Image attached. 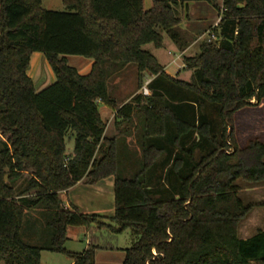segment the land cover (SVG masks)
Returning <instances> with one entry per match:
<instances>
[{
  "label": "trees",
  "instance_id": "16d2710c",
  "mask_svg": "<svg viewBox=\"0 0 264 264\" xmlns=\"http://www.w3.org/2000/svg\"><path fill=\"white\" fill-rule=\"evenodd\" d=\"M186 1L223 16L217 41L183 57L190 82L166 74L144 49H162V33L181 52L189 47L177 10L184 0H151L148 11L144 0H62L66 12L44 10L42 0H0V263L41 264L49 251L96 264L99 247L73 254L65 244L68 228L98 217L65 209L59 195L84 180L114 178L118 228L101 225L138 238L122 264H264V229L238 236L252 207L237 185L264 182V143L240 148L234 135L236 114L264 101V0ZM35 53L56 78L39 92L28 74ZM67 56L92 60L90 73L81 75ZM132 65L138 90L145 73L152 77L149 95L120 105L108 82ZM101 103L135 135L142 165L132 179L119 176V140L106 136ZM23 173L30 179L19 189ZM40 210L51 213L42 224L53 231L46 247L22 237L28 213Z\"/></svg>",
  "mask_w": 264,
  "mask_h": 264
},
{
  "label": "rangeland",
  "instance_id": "374dc122",
  "mask_svg": "<svg viewBox=\"0 0 264 264\" xmlns=\"http://www.w3.org/2000/svg\"><path fill=\"white\" fill-rule=\"evenodd\" d=\"M218 5L222 4L223 0H215ZM186 2V3H184ZM177 8L178 15L181 19V29L183 30L185 41L192 39L196 41L191 48L187 49L184 54L175 46L169 37L162 33L164 38V47L160 50L154 48L153 45L144 47L153 56L158 58V61L168 68V71L178 78L180 66L183 62L182 56L193 57L199 53L201 44L207 39L204 36L206 30H210V26L215 25L218 19V13L212 5H208L204 1H186L184 0ZM42 8L47 11L66 12L62 0H42ZM152 8L151 0H144V10L148 11ZM202 38V39H201ZM197 43V44H196ZM68 65L74 67L81 75L88 74L85 68L92 60L79 57L67 56ZM182 58V59H181ZM85 64V65H84ZM29 75L35 84L36 90L39 92L46 87L50 86L56 81L54 72L45 56L41 53L32 55ZM192 73L189 71H182L178 79L191 81ZM151 76L148 73L144 74V84L141 90H138L137 81V68L130 66L119 73H113L108 82L109 90L113 98H115L121 105L131 99L132 96L142 94L147 83L151 82ZM263 103V102H262ZM254 107H245L240 110L235 116V138L240 148H245L251 141H260L264 143V104ZM100 110L104 109V105L99 106ZM103 111V119L106 126H109L107 134L115 127L113 115H107ZM214 117V114H212ZM109 117V118H108ZM138 119H135L132 130L137 125ZM140 128V125H138ZM137 127V129H138ZM124 128V127H123ZM135 134V133H134ZM124 137L119 139V176L122 178L132 179L134 172L139 171L141 168V159L139 156V148L136 145L135 135L123 134ZM73 136L70 134L67 143V155L71 156L74 146V141L71 142ZM129 140V142H127ZM3 139L0 137V150L2 149L1 142ZM229 152H231L229 150ZM131 170V171H130ZM30 179V175L23 173L17 183L16 187L22 189ZM87 183V181H86ZM88 184V183H87ZM237 185L241 187L240 197L245 205L252 207L251 212L239 224L238 232L241 238H248L257 234L259 230L264 228V184H251L243 180L237 181ZM105 195L101 199L103 208L101 211L106 215L98 217V222L90 226L83 227H70L67 231L68 241L65 244V249L69 253L81 254L90 247H99L97 252L96 264H122L125 258V251L132 248L137 241L136 235L127 229L122 233L116 234L110 228L103 227L112 226L118 228L117 224L112 221L114 214L110 197ZM114 185L110 192L113 196ZM110 191V190H109ZM43 206V205H42ZM96 208V205H94ZM95 211V210H89ZM80 212V211H79ZM98 212V211H97ZM95 211V213L97 214ZM83 215L89 214L81 212ZM101 215V214H100ZM51 213L42 210L37 212H29L26 218L25 227L22 232V237L25 242L31 245L46 247L50 244L52 229L42 226L45 220H48ZM102 216V215H101ZM72 261L65 254H59L49 251L41 253V264H71ZM0 264H3L2 262Z\"/></svg>",
  "mask_w": 264,
  "mask_h": 264
},
{
  "label": "crops",
  "instance_id": "0c3cea01",
  "mask_svg": "<svg viewBox=\"0 0 264 264\" xmlns=\"http://www.w3.org/2000/svg\"><path fill=\"white\" fill-rule=\"evenodd\" d=\"M211 27L212 26H210L209 28H211ZM206 31H208V30H206ZM182 32H183V30H182ZM205 32H204V34H205ZM189 40H191V44L189 45V47L187 49L191 48V46L196 42V41L195 42L194 41L192 42V39L191 38ZM187 49L185 51H183L181 54H184V52H186ZM183 57H185V56H182V58ZM156 59L158 61V58H156ZM159 64L164 68V71H165L166 74H168L169 76H171L173 78H176L174 75H172L168 71V68L166 67V65L163 66L160 62H159ZM92 65H93V61H91L90 64L85 68V71H87L88 74L91 71ZM180 68L181 69H180L178 78H179L180 73L182 71L185 72V70H183V68H184V63L183 62L181 64ZM29 76H30V78L32 77L31 75H29ZM151 80H152V78H151ZM183 81H185V80H183ZM262 104H264V101H263ZM100 105H104V104L101 103V104H99V106ZM103 111L107 112L108 113L107 115L112 114L113 115V119H114L115 114H116V111H113V110L109 109L106 105H104V109L103 110H100V108H99V112H100V115H101V118H102L103 122H104L103 115H102ZM123 127L124 126H119V125H116L115 124V127H113L112 130H111V132H109V134H107V131L109 130L108 129L109 126H108L106 128V136L109 137V138H111V139H114V138H116L118 140L121 139L122 137H124L123 136V134H124V128ZM72 141H74V138L71 140V142ZM127 142H129V140H127ZM73 150H74V146H73L72 150L69 151V152H73ZM258 184H264V182L263 183H258ZM113 185H114V178L106 179V180H104V181H102V182H100V183H98L96 185L87 184L86 181L84 180V181L80 182L79 184H77L74 188L70 189L67 192H64V193L60 194L59 196H60V199L62 200V202L64 204L65 209H69L71 206H73V207L77 208L80 212L89 214V216L104 217L106 215H103L104 213L101 211V209L103 208V205H101V199L104 197L105 190L108 187V190L106 191V193H107L106 197L107 198L110 197V201L111 202L114 201V190H113V196L110 193L112 191V186ZM94 205H96V208H94ZM89 210H95L96 212L97 211L98 212L96 214L95 211H89ZM112 210H113V214H114L115 213V204L114 205L112 204ZM255 235H253V236H255ZM238 236L242 240H247V239L253 237V236H250L248 238H241L239 232H238Z\"/></svg>",
  "mask_w": 264,
  "mask_h": 264
},
{
  "label": "built area",
  "instance_id": "2783aa9c",
  "mask_svg": "<svg viewBox=\"0 0 264 264\" xmlns=\"http://www.w3.org/2000/svg\"><path fill=\"white\" fill-rule=\"evenodd\" d=\"M224 11H222V13H223ZM222 19H223V16H222V14L220 15V16H218V19H217V22L215 23V25H213L212 27H211V29L210 30H208L207 32H205V34H204V36H203V38L206 36L207 37V39L205 40V41H207V42H214V41H217V38H216V35H215V30L216 29H218V27H219V25H220V23H221V21H222ZM202 39V38H201ZM149 83H147V85H148ZM147 85H146V87L144 88V90H143V94L145 95V96H148L149 95V91H148V89H147Z\"/></svg>",
  "mask_w": 264,
  "mask_h": 264
}]
</instances>
